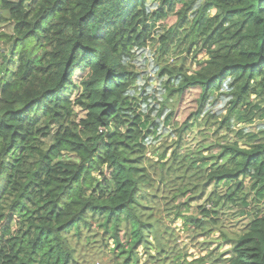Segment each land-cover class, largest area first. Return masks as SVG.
<instances>
[{"label": "trees", "instance_id": "1", "mask_svg": "<svg viewBox=\"0 0 264 264\" xmlns=\"http://www.w3.org/2000/svg\"><path fill=\"white\" fill-rule=\"evenodd\" d=\"M0 24L12 27L0 34V264H73L74 237L100 231L122 264H139L141 246L165 256L149 199L178 180L174 219L196 237L220 230L222 264H264V0H0ZM156 43L158 61L142 59ZM194 87L182 130L214 126V141L182 155L180 131L168 158L167 142L150 150ZM227 204L251 216L235 237L219 223Z\"/></svg>", "mask_w": 264, "mask_h": 264}, {"label": "rangeland", "instance_id": "2", "mask_svg": "<svg viewBox=\"0 0 264 264\" xmlns=\"http://www.w3.org/2000/svg\"><path fill=\"white\" fill-rule=\"evenodd\" d=\"M214 13V12H212ZM170 20H167L162 27H157L159 34H165L167 29H170L171 26L176 22L177 16L171 15ZM179 22V20H178ZM10 34L12 33V27L10 25H2L0 24V34ZM6 37V36H5ZM0 41V85L1 81L4 77H6L5 73H3L2 65L4 64L3 55L10 56L9 53V45H7L4 41ZM175 47L176 44H173ZM161 44L156 43L154 46L148 47V51L142 55V59L145 57H151L152 61H158V53L160 51ZM170 62L174 63L170 57ZM153 62V63H154ZM151 67H149L150 69ZM151 84L153 87H160L158 82L159 79L154 75L150 74ZM79 73L75 76V79L78 80ZM144 83V80L142 84ZM136 86V93L140 96V88L139 85ZM135 88V87H134ZM201 93V89L198 87L191 88L187 90L181 98H179L175 104L176 113L174 114V118L172 121L167 123V128L164 129L161 138L153 139V143H151L150 150L153 145H160L162 141L167 142L170 145L169 154L167 158L171 155L172 150L176 147L178 149L177 141L179 140L178 133L182 131L183 133V141L181 143L180 148L178 149L182 155H190V153H196L201 150L203 146L210 144L214 141L213 133L215 127H205L200 122H196L192 128L187 129L186 131L182 130L183 122L193 118L194 113L198 111L199 107V96ZM74 96V95H73ZM216 107L215 109H218ZM79 111V118L85 116L86 112ZM164 120V119H163ZM164 125V122H162ZM237 128L241 127L242 124H237ZM252 129H257L256 125H253ZM157 136V135H156ZM154 136L153 138H155ZM219 136L222 137L223 141L232 140V136L230 134L225 133V130H220ZM203 151V150H202ZM201 151V153H202ZM204 153H207L205 151ZM203 153V154H204ZM199 153L196 154L198 157ZM71 154H65L61 158L71 157ZM166 158V159H167ZM191 158V157H190ZM168 161V160H167ZM172 162L169 160L168 165ZM175 177V175H172ZM180 180L175 181L174 183H169L164 187L161 184V190L157 193V198L150 197V205H148L151 209L154 210L156 216L161 217L163 221V225L161 226V233H163V239L166 243L167 253L158 254L156 250H152V254L154 255L152 258L149 257L146 249L144 247H139L136 251H138V259L139 264H222L225 262V258L230 256V253H225L226 250L230 248V244L223 242L220 239L221 231L211 230L205 235L198 236L197 232L191 227L193 224L191 221H187L183 217H179L174 219L176 213H178L177 204L173 201V197L175 192H171L169 189L174 187L175 183L178 184ZM192 207L188 212L184 211L187 215L196 216L199 215V208H197L198 204L204 203L203 200L197 202H190ZM175 204V206H174ZM177 207V208H176ZM183 209H188L187 205L183 206ZM202 217V216H201ZM251 216L247 215L244 211L240 210V208L235 207L231 204L224 205L220 207L219 214V223H221L223 230L230 237H235L237 234L242 233V231L247 226ZM190 220V218H187ZM94 228V227H93ZM95 230V229H94ZM167 231L168 233H164ZM200 231V230H199ZM86 232V231H85ZM103 232H97L91 238H87L83 235L82 239L78 241L77 237H74V242L76 245V254L75 257L77 261L73 264H122L124 261V255H119L120 250L114 251V247L116 246L113 240L106 241L102 238ZM121 239L125 244L126 249L129 248V244L126 242L127 236L124 232L121 233ZM174 247L176 250L175 254H170L171 248ZM119 255V256H118ZM167 255V257H166ZM216 258L218 259L215 262ZM134 262V259L130 264Z\"/></svg>", "mask_w": 264, "mask_h": 264}, {"label": "built area", "instance_id": "3", "mask_svg": "<svg viewBox=\"0 0 264 264\" xmlns=\"http://www.w3.org/2000/svg\"><path fill=\"white\" fill-rule=\"evenodd\" d=\"M103 129V128H102ZM102 129H101V131H102Z\"/></svg>", "mask_w": 264, "mask_h": 264}]
</instances>
